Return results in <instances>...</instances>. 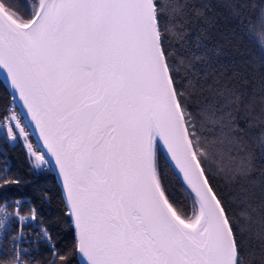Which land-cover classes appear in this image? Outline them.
<instances>
[{
  "label": "snow or ice",
  "instance_id": "6c2138e0",
  "mask_svg": "<svg viewBox=\"0 0 264 264\" xmlns=\"http://www.w3.org/2000/svg\"><path fill=\"white\" fill-rule=\"evenodd\" d=\"M247 6L230 5L237 17ZM183 7L180 0H0V76L10 103L19 100L28 117L5 108L0 131L27 140L34 123L46 152L26 144L32 168L54 162L74 232L61 254L41 228L50 264H70L74 255L80 264H264V230L259 249L246 247L250 228L239 226L210 176L212 164L233 177L255 170L264 110L253 119L245 106L248 118L239 117L242 96L229 89L215 93L223 103L197 97L190 73L207 50H180ZM246 19L250 38L264 40V5L255 22ZM196 47H204L199 37ZM257 121L250 144L246 129ZM161 146L182 175L184 200L165 183ZM8 171L0 175V228L9 216L22 227L38 213L9 199L7 190L22 181ZM21 252L0 264H27Z\"/></svg>",
  "mask_w": 264,
  "mask_h": 264
},
{
  "label": "trees",
  "instance_id": "16d2710c",
  "mask_svg": "<svg viewBox=\"0 0 264 264\" xmlns=\"http://www.w3.org/2000/svg\"><path fill=\"white\" fill-rule=\"evenodd\" d=\"M234 2L236 0H180L184 7L176 20L184 24L187 41L180 50L190 49L198 55L207 50L205 59L196 62L194 72L190 73L196 83L199 99H221L215 96L218 89L232 90L242 96L239 117L247 119L249 109L245 106H251L254 119L264 110V40L257 35L254 42L245 25L248 23L246 18L256 21L258 9L264 5V0H244L248 6L243 9L241 17L232 14L230 5ZM252 5H256V8ZM197 9L203 12V16L195 14ZM256 31L259 33L260 28L257 27ZM198 37L204 47H196ZM9 92L0 77V116H3L10 102ZM256 124V127L246 129L250 144L251 137L259 130L258 121ZM244 126L242 120L241 127ZM38 150L43 152L41 148ZM29 156L21 141L0 134V159H9L7 175L19 177L22 181L19 186L7 190L9 199L24 197L26 205L30 203L35 207L39 222L48 229L56 248L63 254L71 245L74 232L69 217L65 215L62 188L51 164L35 170L32 168L34 157L30 159ZM256 157L255 170L247 176H229L218 172L214 164L211 165L210 176L239 226L250 228V232L243 234L246 247L259 249L260 241L256 235L264 230V154L257 149ZM158 158L165 183L178 199L184 200L182 179L162 147L158 150ZM242 213H247V216ZM8 253L5 247L2 257ZM32 259L38 264H50L52 255L48 244H41L32 253ZM70 264H80L78 256L71 257Z\"/></svg>",
  "mask_w": 264,
  "mask_h": 264
},
{
  "label": "built area",
  "instance_id": "2783aa9c",
  "mask_svg": "<svg viewBox=\"0 0 264 264\" xmlns=\"http://www.w3.org/2000/svg\"><path fill=\"white\" fill-rule=\"evenodd\" d=\"M14 107L17 112H21L22 110L18 106L17 102L15 104H11L10 102L6 106V108ZM5 114V113H4ZM3 114V115H4ZM22 121L28 123L25 115L21 117ZM18 131V130H15ZM27 131L29 132V136L27 140L23 137H18L15 140L22 141L25 144L31 143L34 150L40 148V144L33 136L30 125L28 124ZM0 134H6V132L0 131ZM0 159V175H4V169L9 167V159L6 158ZM23 200H26L24 197H19ZM14 205H11L9 211L11 212L14 208ZM23 207L27 210L33 207L30 203L29 205H23ZM45 227L42 223L37 219L36 221L27 220L23 222L21 227L20 222L13 216H9L8 220L5 221L4 226L0 228V261L10 258L16 248H20L26 250L25 252H21V259L26 261L27 264H38L35 260L32 259V253L36 251L41 244L47 243L42 236L38 237V234L41 233V228ZM48 244V243H47ZM5 247H7L9 253L4 258L2 257Z\"/></svg>",
  "mask_w": 264,
  "mask_h": 264
},
{
  "label": "water",
  "instance_id": "95a60500",
  "mask_svg": "<svg viewBox=\"0 0 264 264\" xmlns=\"http://www.w3.org/2000/svg\"><path fill=\"white\" fill-rule=\"evenodd\" d=\"M0 77L2 78V80L4 81V83L6 84V86L8 87V85H7L6 81L4 80V78H3L2 76H0ZM8 89H9V91H11L9 87H8ZM16 102H17L18 106L20 107V109L25 113L24 115H25V117H26V119H27V121H28V117H27L26 110L23 109V107H22V105L20 104V101H19V100H17ZM29 125H30V127H31V130H32L33 136L35 137V139H36V140L38 141V143L40 144L41 149L43 150V152H46V149H45V147H44V145H43L42 138H41L40 135H39V130L35 127L34 123H29ZM161 147H162L164 153L166 154L167 158L169 159L168 154H167L165 148H164L163 146H161ZM49 159H52V158L50 157V155H49ZM169 161H170V159H169ZM170 162H171V161H170ZM171 164H172V162H171ZM51 165H52L53 168H54V172H55L56 178H57V180H58V182H59V184H60V186H61V188H62V191H63V185H62L61 178H60V176H59L58 170H57V168H56L54 162L51 163ZM174 168H175V167H174ZM175 170L177 171V173L179 174V176H180L181 179H182V175L179 173V171H178L176 168H175ZM78 259H79V261H80V257H79V256H78Z\"/></svg>",
  "mask_w": 264,
  "mask_h": 264
},
{
  "label": "rangeland",
  "instance_id": "374dc122",
  "mask_svg": "<svg viewBox=\"0 0 264 264\" xmlns=\"http://www.w3.org/2000/svg\"><path fill=\"white\" fill-rule=\"evenodd\" d=\"M22 142V141H21ZM23 143V142H22ZM24 144V143H23ZM25 145V144H24ZM27 149V148H26ZM36 152H40L38 149L37 150H35Z\"/></svg>",
  "mask_w": 264,
  "mask_h": 264
}]
</instances>
